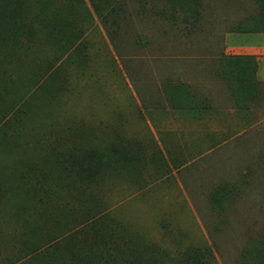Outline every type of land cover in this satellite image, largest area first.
<instances>
[{"label":"rangeland","instance_id":"obj_1","mask_svg":"<svg viewBox=\"0 0 264 264\" xmlns=\"http://www.w3.org/2000/svg\"><path fill=\"white\" fill-rule=\"evenodd\" d=\"M17 1L0 0V264L264 262V131L161 154L142 114L189 79L193 16L241 0Z\"/></svg>","mask_w":264,"mask_h":264},{"label":"crops","instance_id":"obj_2","mask_svg":"<svg viewBox=\"0 0 264 264\" xmlns=\"http://www.w3.org/2000/svg\"><path fill=\"white\" fill-rule=\"evenodd\" d=\"M241 2L238 12L215 10L208 17L193 16L194 35L203 33V37H196L197 51L186 72L189 79L178 74L162 84L167 108L142 110L145 127L159 149L174 134H191L200 143V134L216 138L264 131V9L254 0ZM220 18L224 25L216 22ZM182 61L187 64L190 59ZM209 152L197 150V156L187 155L185 164Z\"/></svg>","mask_w":264,"mask_h":264},{"label":"trees","instance_id":"obj_3","mask_svg":"<svg viewBox=\"0 0 264 264\" xmlns=\"http://www.w3.org/2000/svg\"><path fill=\"white\" fill-rule=\"evenodd\" d=\"M29 1H31V0H18L17 1V5H19V6H24V5H29L28 3H30ZM32 1H34V2H32V3H35V4H37V0H32ZM73 1H76L77 3L79 2V3H81V4H83V11L84 12H86L87 14L89 13V15H90V10L88 9V7L86 6V4H85V0H73ZM89 2H90V6L92 7V10H93V12L94 13H96V15H97V13H98V9H97V7H96V5L94 4V2L92 1V0H88ZM186 1H188V2H193L194 4H196L195 5V9L196 8H198V7H200L201 6V4H202V2H201V0H186ZM255 1V3H256V5H258L259 7H260V9H264V0H254ZM185 2V0L183 1V3ZM30 6H31V4H30ZM35 7H29V9L31 10V9H34ZM196 10H198V9H196ZM195 10V11H196ZM35 12H38L39 11V9L38 8H36L35 10H34ZM89 11V12H88ZM158 148V147H157ZM159 149V148H158ZM159 151H160V153L162 154V152H161V150L159 149ZM183 165H186V164H183ZM262 251L264 252V248L262 249ZM239 264H242L241 262L239 263ZM243 264H246V262L245 263H243ZM261 264H264V262H262Z\"/></svg>","mask_w":264,"mask_h":264}]
</instances>
